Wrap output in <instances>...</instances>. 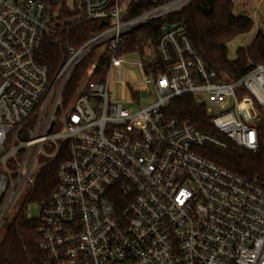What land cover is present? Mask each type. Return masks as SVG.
I'll use <instances>...</instances> for the list:
<instances>
[{
  "label": "built area",
  "instance_id": "1",
  "mask_svg": "<svg viewBox=\"0 0 264 264\" xmlns=\"http://www.w3.org/2000/svg\"><path fill=\"white\" fill-rule=\"evenodd\" d=\"M189 1L152 0L130 16L140 0H73L84 20L110 24L69 47L52 76L38 54L63 33L56 0H0V228L34 185L45 145L43 165L64 156L49 198L27 205L28 213L39 208L44 264H264V183L198 152L231 143L259 150L264 63L249 61L245 74L228 80L205 63L182 24H164L156 43L127 49L136 29ZM82 61H89L85 80L65 105ZM128 64L153 98L134 113L111 95L112 73ZM101 70L103 79L93 80ZM127 91L140 99L138 88ZM184 95L206 105L222 137L167 115Z\"/></svg>",
  "mask_w": 264,
  "mask_h": 264
},
{
  "label": "trees",
  "instance_id": "2",
  "mask_svg": "<svg viewBox=\"0 0 264 264\" xmlns=\"http://www.w3.org/2000/svg\"><path fill=\"white\" fill-rule=\"evenodd\" d=\"M157 1L165 3L170 0ZM151 2L152 0H140L129 15L148 9ZM55 9L63 33L60 34L58 43L44 41L38 54V60L49 68L52 76L67 59L69 47H79L96 33L106 30L110 24L108 20H84L80 16L79 7H70L66 0H56ZM234 9V0H190L179 9L136 29L127 43V49H133L135 45L148 39L156 43L164 24H182L186 27L193 47L205 63L228 80L237 79L250 69L249 61L264 63V32L258 30L250 45L238 48L236 55L230 58L227 42L237 34L251 31L254 26L252 18L236 15ZM101 65V68L106 67L107 62ZM88 68L89 61H82L74 70L63 93L65 105L77 95ZM103 76L105 73L101 70L92 79L100 80ZM165 111L170 118L188 121L202 132L222 137L214 127L206 105L199 103L192 95L173 98ZM259 130L261 143L257 152L247 151L233 143L225 149L206 146L198 152L244 178L264 183V124ZM63 160L61 152L57 158L43 165L26 198L18 204L0 241V264H44L42 238L37 231L38 220L29 217L27 205L31 202L43 203L49 198L58 183V170Z\"/></svg>",
  "mask_w": 264,
  "mask_h": 264
},
{
  "label": "rangeland",
  "instance_id": "3",
  "mask_svg": "<svg viewBox=\"0 0 264 264\" xmlns=\"http://www.w3.org/2000/svg\"><path fill=\"white\" fill-rule=\"evenodd\" d=\"M67 2L70 7H74L73 0H67ZM234 3V13L236 15L249 16L250 18H252L254 26L251 31L237 34L229 42H227L228 55L230 58H233L236 55V51L238 48H247L258 30H262L264 32V0H234ZM143 77L144 75L137 68L129 64L125 65L119 71H114L111 75L110 85L112 98L118 100L119 102H123V107L131 113L137 112L141 108L151 104L153 101V98L148 96L147 92L145 91L146 87L142 86ZM129 87H135L141 90L140 99L134 101L129 97L127 91ZM59 130L60 128H58L57 131ZM44 152L46 155L41 154L37 160L36 170L32 176L33 178H35L42 165L49 159L48 155L51 152L49 142L45 145ZM29 190L30 185L28 184L22 190V194L19 198L21 199L20 201L26 198ZM15 211L16 208L13 207L7 217V220L0 228V241L3 238L6 229L10 224V221L14 216ZM38 215L39 208L33 207L29 210L30 218H37Z\"/></svg>",
  "mask_w": 264,
  "mask_h": 264
}]
</instances>
